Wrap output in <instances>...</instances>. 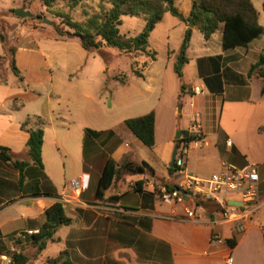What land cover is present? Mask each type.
<instances>
[{"label":"crops","instance_id":"0c3cea01","mask_svg":"<svg viewBox=\"0 0 264 264\" xmlns=\"http://www.w3.org/2000/svg\"><path fill=\"white\" fill-rule=\"evenodd\" d=\"M250 1L258 24L264 28V0ZM181 24L184 34L187 26L182 22L178 26ZM197 31L192 29L188 62L183 68L188 87L182 92L181 85L178 87L174 102L162 100V87L157 86V76L152 74L153 62L143 78L132 75L125 84L115 81L112 102L126 115L120 122L110 126L104 102L86 97L83 111L97 112V117L80 132L74 148L66 119L72 112L70 101L61 105L60 99L55 103L47 100L31 108L26 103L17 104L19 97L29 94L30 83H48L51 88L53 76L46 60L49 55L34 51L35 43L16 45L14 61L23 80L15 76L20 85L12 86L0 82V146L8 149L11 158L25 160L27 129L40 127L42 167L29 164L20 177L19 171L0 156V244L5 249L13 250L12 238L36 233L44 222L45 210L58 202L71 224L60 227L54 242H49L31 264H43L63 251L68 253L70 264H228V258L232 260L229 264H264V170L258 174L255 201L238 206L247 213L240 232L235 222L222 218L212 201L209 208L197 206L190 198L172 204L160 201L155 193L159 185L177 187L186 175L207 178L226 165L245 167L248 157L242 147L248 134L264 136L259 132L264 115L256 112L246 117L241 130L230 131L222 125L224 109L226 119H230L228 113L235 107L264 105V80L249 76L251 66L264 54V36L248 47L225 50L220 32L214 56H189ZM53 38L63 41L55 35ZM182 38L176 51L171 52L173 62ZM3 55L2 48L0 57ZM3 68L10 70L9 63ZM194 87L200 89L198 94L192 92ZM146 94L150 96L143 99ZM149 113L154 116L153 148L146 147L124 124L127 119ZM196 115L201 140L190 145L182 168L171 167L172 152L179 145L176 137L189 130ZM27 119H34L35 125L28 121L21 128ZM86 129L92 131L88 136ZM109 158L121 170L99 198L97 183ZM77 178L86 184L80 193L70 186V181ZM226 199L228 204L241 203L239 197L228 195ZM184 207L195 212L196 218H187ZM215 236L226 243H216ZM8 263V257L1 255L0 264Z\"/></svg>","mask_w":264,"mask_h":264},{"label":"rangeland","instance_id":"374dc122","mask_svg":"<svg viewBox=\"0 0 264 264\" xmlns=\"http://www.w3.org/2000/svg\"><path fill=\"white\" fill-rule=\"evenodd\" d=\"M21 7L30 12L32 16L16 17L14 11ZM110 7V0H86L74 7L60 0L54 1L50 7H46L43 0H35L30 4H25L23 0H0V35L5 38L7 46L14 47L16 51L17 44L25 46L35 43L34 51L39 50L49 55L46 60L53 76L52 89L49 88L48 83L33 86L30 83L28 85L30 87L27 89L29 94L25 97H19L17 104L26 103L27 107L31 108L35 107V103L42 102L45 104L47 100L55 103L57 99H60L58 102L61 105H63V101H70L72 112L67 116L64 114L63 118L66 116L67 124H69L72 132V148L75 147V142L77 143L79 140L80 132L86 126H90L97 117V112L88 114L83 111L86 97L93 96L95 100L104 102V109L109 118L108 124L110 126L120 122L121 118L126 115L122 113V107H115L112 102L116 85L115 78H121L122 75L129 79L132 78L131 64L135 62V67L139 68L143 61L149 60L143 54H124L115 49L102 48L97 52H86L81 48L76 38L65 41L53 38V35L57 36L54 26L67 30L66 18L74 22L84 23L88 18L100 15L102 11H106ZM174 7L186 16L191 7V0H175ZM44 19L48 23H44ZM179 23L177 18L165 14L148 38L150 50L156 53V60L151 65L154 67L152 74L157 76L154 78L157 86L162 87V100L164 102H172V100L174 102L175 94L181 84L186 89L188 87L186 73L183 69L180 80L172 71L174 62L171 52L176 51L183 34V25L178 26ZM143 27L142 19L122 16L119 30L121 34L134 37L142 31ZM220 32L221 30L217 29L206 40L197 31L192 39L189 56H195V54L201 57L214 56L219 49ZM8 59L0 61V77L3 78L4 83L6 82L10 86L15 83L20 85L10 70L3 68L9 62ZM149 96L146 94L143 99H147ZM55 105L52 106L55 107ZM109 106L112 108L109 109ZM255 112L257 115H264V105L250 103L246 106L235 107L233 111L228 113L232 117L230 119H226L224 109L225 120L222 125L230 131L241 130L246 122V117ZM29 124L35 125V120L30 119ZM259 132L264 133V125L261 126ZM248 137L242 147L248 157L247 165H255L257 173L260 175L262 174L261 171L264 170V136L255 138L252 134H248ZM58 166L62 168V162H59ZM229 196L238 198L236 195Z\"/></svg>","mask_w":264,"mask_h":264},{"label":"trees","instance_id":"16d2710c","mask_svg":"<svg viewBox=\"0 0 264 264\" xmlns=\"http://www.w3.org/2000/svg\"><path fill=\"white\" fill-rule=\"evenodd\" d=\"M35 0H23L25 4H30ZM56 0H43L46 7H50ZM71 7L86 0H60ZM175 0H110L111 7L102 11L100 15L88 18L84 23L74 22L65 19L67 30L54 26V31L60 40L78 39L81 48L86 52H97L102 48L115 49L124 54H143L149 58L143 61L140 67H135V62L131 64L132 75L136 78H143L145 70L156 60V53L151 51L148 45V38L156 25L163 19L165 14L177 18L187 26L179 49L175 55L173 70L177 78L181 79L182 69L188 62L186 55L191 39L192 29H197L204 39L208 40L217 30H221L222 48L233 49L236 47H248L251 42L264 36V28L257 22V13L250 0H191V7L188 14H181L174 7ZM264 7V6H262ZM130 16L140 18L144 22L142 31L129 37L120 33L121 17ZM4 55L0 61L9 60L11 73L22 81L20 71L15 66V48L7 46L5 38L0 35ZM264 80V54L259 56L258 61L251 66L249 76ZM120 84H125L127 77L115 78ZM0 82L4 83L2 77ZM184 86L181 84L180 90ZM29 119L22 123L21 128L28 125ZM125 126L131 133L139 139L146 147L154 146V116L147 115L127 119ZM29 133L25 145L27 158L25 160H15L8 154V149L0 146V156L3 157L12 167L17 169L22 177L23 169L29 165L42 167L41 148L43 143V130L40 127L27 129ZM92 131L86 129L88 136ZM194 137L182 132V137L176 142L191 141ZM121 167L112 159H107L97 183L96 197H101L112 184L113 180L120 173ZM197 206L209 208L210 201L195 199ZM215 210H218L216 207ZM44 222L36 233L21 234L17 238H12L13 250H7L0 244V256L5 255L9 259L8 264H31L38 255L46 248L49 242H54V234L62 227L71 224L60 203H54L44 212ZM43 264H70L66 251L59 254L57 258L46 260Z\"/></svg>","mask_w":264,"mask_h":264},{"label":"built area","instance_id":"2783aa9c","mask_svg":"<svg viewBox=\"0 0 264 264\" xmlns=\"http://www.w3.org/2000/svg\"><path fill=\"white\" fill-rule=\"evenodd\" d=\"M192 92L198 94L200 89L194 87ZM198 119L199 117L196 115L187 131L188 135L193 136L194 139L183 141L176 148L174 165L177 168L184 166L190 145L198 144L201 140V127ZM227 145L230 146V143L227 142ZM258 179L255 165H246L242 168L226 165L221 172L207 178L186 175L177 187L169 188L159 185L155 189V193L160 201L172 204H182L186 198L212 201L218 205L222 218L225 221L235 222V229L240 232L244 229L242 221L247 213L241 210L242 206L229 205L226 198L228 195H236L239 197L241 205L255 201ZM70 186L77 193L86 189L82 178L71 180ZM184 212L187 218H196L195 212L188 207H184ZM213 240L219 244L226 243L225 240L217 236L213 237ZM231 262V258H228L227 263Z\"/></svg>","mask_w":264,"mask_h":264},{"label":"water","instance_id":"95a60500","mask_svg":"<svg viewBox=\"0 0 264 264\" xmlns=\"http://www.w3.org/2000/svg\"><path fill=\"white\" fill-rule=\"evenodd\" d=\"M14 15L16 17H19V18H25V17H31V13L28 12V11H25V9L23 7L17 9L14 11ZM44 23H48L47 20H43ZM179 136H180V133H178L177 137H176V140L179 139ZM175 156H176V148L173 150L172 152V156H171V167H173L174 165V160H175ZM139 172H142V170H140ZM232 203H229V205H236V206H239L241 205V203L239 202H235V201H231Z\"/></svg>","mask_w":264,"mask_h":264}]
</instances>
